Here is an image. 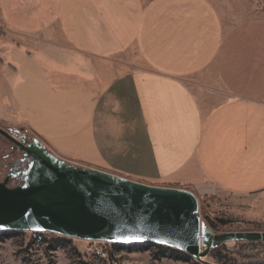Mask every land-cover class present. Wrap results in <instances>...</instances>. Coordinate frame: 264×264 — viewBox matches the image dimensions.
Listing matches in <instances>:
<instances>
[{"label": "crops", "instance_id": "1", "mask_svg": "<svg viewBox=\"0 0 264 264\" xmlns=\"http://www.w3.org/2000/svg\"><path fill=\"white\" fill-rule=\"evenodd\" d=\"M0 36L5 112L59 158L264 198V0H0Z\"/></svg>", "mask_w": 264, "mask_h": 264}, {"label": "water", "instance_id": "2", "mask_svg": "<svg viewBox=\"0 0 264 264\" xmlns=\"http://www.w3.org/2000/svg\"><path fill=\"white\" fill-rule=\"evenodd\" d=\"M0 135L29 159L0 181V231L49 232L115 244L152 243L203 261L227 242L264 240V232L213 233L189 190L145 184L57 158L43 142ZM20 174L10 186L9 179ZM214 264V263H209Z\"/></svg>", "mask_w": 264, "mask_h": 264}, {"label": "rangeland", "instance_id": "3", "mask_svg": "<svg viewBox=\"0 0 264 264\" xmlns=\"http://www.w3.org/2000/svg\"><path fill=\"white\" fill-rule=\"evenodd\" d=\"M22 51L6 43L0 36V127L17 137L24 134L29 142L33 138L41 141L28 128L13 122L1 103L4 94L10 97L17 93L13 86L15 68L20 67L22 73L28 74L30 61L25 57V52H29V49ZM12 145L0 135V181L5 178L10 162L18 156L17 153L8 155ZM46 150L52 153L48 148ZM17 183L11 179L8 184L14 186ZM173 187L187 189L196 196L200 220L213 233L264 232V198L255 200L231 195H203L198 194L190 184H174ZM212 222L216 225L213 226ZM58 236L49 232L0 233V264H219L208 254L202 258L203 261H199L188 254H177L169 249L160 252L157 244L152 243L115 244L77 238L62 242L56 239ZM221 246L228 250V264H264L262 239L227 242Z\"/></svg>", "mask_w": 264, "mask_h": 264}, {"label": "flooded vegetation", "instance_id": "4", "mask_svg": "<svg viewBox=\"0 0 264 264\" xmlns=\"http://www.w3.org/2000/svg\"><path fill=\"white\" fill-rule=\"evenodd\" d=\"M18 136H20V140L24 144L31 143V141L29 142L26 140V138H25L26 136L24 134H19ZM14 153H17L18 156H16L14 158V160H12L10 162V165H9V168H8L6 175L9 173H16V172H19V171L25 169L29 163V159L25 157L24 152H21L17 147L12 145L10 153L8 155H11V154L13 155ZM11 179H15L17 182H19L20 181V174H18L15 177L10 178L9 181Z\"/></svg>", "mask_w": 264, "mask_h": 264}, {"label": "trees", "instance_id": "5", "mask_svg": "<svg viewBox=\"0 0 264 264\" xmlns=\"http://www.w3.org/2000/svg\"><path fill=\"white\" fill-rule=\"evenodd\" d=\"M212 225L215 226L216 223L212 222ZM5 232H8V231H0V233H5ZM56 239L59 240V241H62V242H69L70 241L68 238L62 237V236H58V238H56ZM156 246H157V248L159 249L160 252H163L164 250L169 249V250L174 251L177 254L186 255V253H184V252H182L180 250L174 249V248H170V247H166V246H162V245H156ZM223 252H225V254ZM227 253H228V250L226 248H224V246H221V247H217L215 249H212L208 253V256H210L216 263L228 264L229 260H228Z\"/></svg>", "mask_w": 264, "mask_h": 264}]
</instances>
